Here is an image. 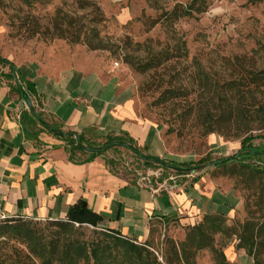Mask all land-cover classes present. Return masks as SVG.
I'll return each instance as SVG.
<instances>
[{
	"label": "trees",
	"instance_id": "trees-1",
	"mask_svg": "<svg viewBox=\"0 0 264 264\" xmlns=\"http://www.w3.org/2000/svg\"><path fill=\"white\" fill-rule=\"evenodd\" d=\"M21 1L32 7L50 0ZM72 1L77 10L87 12L69 14L59 7L43 29L36 18L25 23L33 35L41 32L50 40L62 38L71 44L86 43L94 50L106 48L99 29L96 26L89 28L88 24L105 21L100 5L96 0ZM147 1L161 9L157 16L147 17L148 30L158 24L174 28L180 18L204 13L209 6L207 0L176 1L169 8L162 7L160 0ZM173 40L174 44H166L151 53L145 62H127L135 65L138 71L146 72L186 57L185 42ZM0 64L9 67L8 72L0 68V77L15 81L30 102V94L35 92L34 84L19 76L15 63L1 54ZM230 68L229 76L220 86L215 85L208 74L200 75L199 102L185 112L187 118L197 117L203 135L218 132L227 139H240L241 145L235 153L214 159L206 155L193 162H172L145 152L124 135L109 134L99 142L92 141L82 133L55 128L35 111L34 106L31 111L40 123L67 140L69 159L73 162H89L112 148L124 147L147 165L171 169L179 174L208 168L214 177L226 175L234 179L235 187L243 192L245 199L246 216L243 219H229L219 213L206 214L199 223L185 227L182 240L165 234L162 249L158 250L151 240L138 243L114 229L101 227L100 216L80 199L72 206L68 219L51 220L60 230L50 236L39 234L30 223L15 224V219L0 223L2 235L21 239L26 246L22 248L4 241L3 246L0 245V264H197L198 254L203 250L211 252L215 264H240L229 260L225 253L224 247L232 241L237 249L245 250L252 257L254 264H264V144L254 143L258 138L264 140V68H257L253 58L241 54L233 55ZM191 94L188 88L171 85L160 97L165 103L189 99ZM78 154L84 157L76 160ZM110 162L106 160L108 166ZM222 169V172H216ZM230 220L232 222L228 223ZM218 236L222 238L221 242L217 240Z\"/></svg>",
	"mask_w": 264,
	"mask_h": 264
},
{
	"label": "crops",
	"instance_id": "crops-1",
	"mask_svg": "<svg viewBox=\"0 0 264 264\" xmlns=\"http://www.w3.org/2000/svg\"><path fill=\"white\" fill-rule=\"evenodd\" d=\"M11 60L19 76L34 84L35 92L29 102L15 81L0 77V199L5 212L23 219L66 220L72 206L83 199L100 216L101 227L138 243L151 240L156 228H175L174 237L182 240L185 227L199 223L206 214L235 218L242 196L235 188L223 189L221 178L208 168L195 176L181 174L187 179L175 187L130 182L111 172L103 156L84 163L71 161L67 140L31 111L34 106L64 132L82 133L97 142L109 134L124 135L145 152L167 159L161 126L137 117L131 90L115 74L84 67L51 72L35 61ZM0 68L9 71L8 66ZM210 139L228 145L220 136ZM232 248L229 260L254 264L245 250Z\"/></svg>",
	"mask_w": 264,
	"mask_h": 264
},
{
	"label": "rangeland",
	"instance_id": "rangeland-1",
	"mask_svg": "<svg viewBox=\"0 0 264 264\" xmlns=\"http://www.w3.org/2000/svg\"><path fill=\"white\" fill-rule=\"evenodd\" d=\"M176 1L187 0H160L159 3L162 7L169 8ZM207 1V11L180 18L174 28L158 24L148 30L145 22L147 17L157 16L161 9L151 6L147 0H96L104 13L105 21L88 24L89 28L96 26L99 29L107 47L94 50L86 43L71 44L62 38L50 40L41 32L33 35V31L25 23L36 18L43 29L42 26L51 21L59 7L69 14L87 12L77 10L72 0H50L36 3L32 7L21 0H0V54L18 62L35 61L51 72L84 67L104 70L109 75L115 74L121 84L131 90L132 106L137 117L161 126L163 141L168 150L167 159L172 162L181 163L177 160L188 158L196 161L206 155L210 159L230 155L238 150L236 147L241 143L240 139H227L218 132L203 135L197 117L187 118L185 112L199 102L200 75L208 74L212 82L220 86L223 79L229 76L233 55H248L255 60L257 68H264V0ZM173 38L185 42L188 52L186 57L146 72L138 71L135 65L127 62H145L151 53L166 44H174ZM116 62L119 64L116 65ZM171 85L191 90L190 98L161 102V93ZM212 135L220 136L228 142L226 148L221 143L219 145V140L211 141ZM254 143L264 144V140L258 138ZM83 157L84 155L78 154L76 160ZM103 159L111 160V172L130 182L135 179L141 183L167 187L187 179L174 170L147 165L124 147L108 150ZM254 162L258 160L254 159ZM222 171L223 169L216 170L218 173ZM216 177L221 178L223 189L235 188L242 196L243 203L237 209L235 218L243 219L246 216L243 192L235 187L234 179L226 175ZM19 222L30 223L44 236L60 230L51 220L15 218L14 223ZM231 222L230 220L228 223ZM177 233L172 227L163 231L156 228L151 239L152 245L161 250L164 235L176 237ZM8 235L0 233L1 246L5 241L6 244L26 248L21 239ZM217 240L221 242L222 238L218 236ZM232 247H235L234 241L224 247L227 257L234 255ZM197 264H215L211 252L201 251Z\"/></svg>",
	"mask_w": 264,
	"mask_h": 264
},
{
	"label": "built area",
	"instance_id": "built-area-1",
	"mask_svg": "<svg viewBox=\"0 0 264 264\" xmlns=\"http://www.w3.org/2000/svg\"><path fill=\"white\" fill-rule=\"evenodd\" d=\"M119 63L116 62V65H118ZM198 172L196 170H193L191 172H189V176H194L195 174H197ZM176 184H172V187H175ZM162 187V185H161ZM16 216L15 215H11V214H8L7 212H5L3 210V207H2V201L0 199V223H3V222H6V221H9V220H13L15 219Z\"/></svg>",
	"mask_w": 264,
	"mask_h": 264
}]
</instances>
